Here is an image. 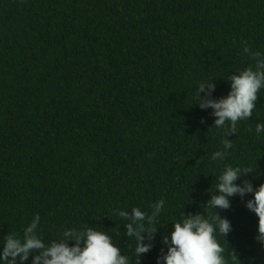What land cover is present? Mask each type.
Wrapping results in <instances>:
<instances>
[{
  "label": "trees",
  "instance_id": "trees-1",
  "mask_svg": "<svg viewBox=\"0 0 264 264\" xmlns=\"http://www.w3.org/2000/svg\"><path fill=\"white\" fill-rule=\"evenodd\" d=\"M245 46L264 53V0H0V240L39 215L46 245L99 228L135 264L114 210L164 200L141 259L156 264L181 213L208 214L223 167L264 184V89L223 162L211 160L223 150L215 118L195 105L201 80L220 99L254 64ZM231 205L219 213L232 224L219 237L229 264H264L258 217Z\"/></svg>",
  "mask_w": 264,
  "mask_h": 264
},
{
  "label": "clouds",
  "instance_id": "clouds-1",
  "mask_svg": "<svg viewBox=\"0 0 264 264\" xmlns=\"http://www.w3.org/2000/svg\"><path fill=\"white\" fill-rule=\"evenodd\" d=\"M244 53L254 64L229 76V92L220 99H214V80H201L195 91L196 104L200 110H211L214 117V130L222 133L223 150L211 155L213 162H223L233 143L229 136L236 135L238 122L248 120L256 108L258 93L264 89V53L253 51L245 46ZM204 122L203 120L201 121ZM255 134H264V122L255 126ZM246 171L239 166H225L215 177V191L205 207L207 215L183 214L169 235L162 239L166 248L161 250L156 264H229L225 248L219 237H226L232 231V224L222 217L220 211L229 210L231 200L239 197L247 210L258 217L255 240L264 246V184L255 187L249 180H243ZM251 199H245L247 196ZM165 201L159 200L147 213L139 207L131 210L115 209L114 215L125 222V236L134 238L135 264H141L142 256L153 249V241L158 231L159 217ZM41 217L35 215L24 228L22 236L7 234L0 240V264H24L32 256L31 264H131L128 256L121 252L108 232L99 228H68L60 238L52 239L48 245L40 235ZM71 242V246H70ZM35 253V254H34ZM231 257L237 261L234 252ZM34 254V255H33Z\"/></svg>",
  "mask_w": 264,
  "mask_h": 264
}]
</instances>
